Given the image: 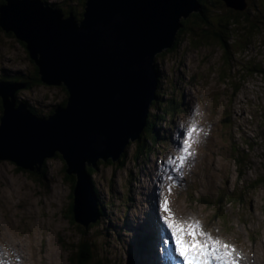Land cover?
Wrapping results in <instances>:
<instances>
[{"label": "rangeland", "instance_id": "374dc122", "mask_svg": "<svg viewBox=\"0 0 264 264\" xmlns=\"http://www.w3.org/2000/svg\"><path fill=\"white\" fill-rule=\"evenodd\" d=\"M46 1L58 4L64 3L65 0ZM226 1L237 10L247 7L245 0ZM262 11L264 12V9ZM247 15L245 20L231 19L230 23H236L243 28L246 22L264 19L260 11L254 8H250ZM236 27H230L229 33V41L235 40L232 42L233 47L236 46V38L239 36ZM239 29L241 32V28ZM241 34L244 38V32ZM260 39H263L264 43V25L256 35L255 45L258 48ZM243 42L245 40H242L241 44ZM238 43L237 41L240 46ZM226 45L228 49H232L228 41ZM181 46L185 52H181ZM181 46L171 53L177 61L158 60L159 72L161 75L176 78L180 89L183 82H189L192 75L194 82L199 86L192 89V96L187 99L182 93L179 94L181 91L175 93L171 89L161 88L165 90L164 95L158 107L154 111H148V118L146 116L142 129V132L148 131L152 137L146 142V160L144 156L137 159L134 157L137 145L132 141L126 148V156L120 168L119 161L113 165L98 167L92 175L99 197L97 218L93 223L75 226L62 216L71 184L64 179L61 159L47 161L53 180L47 185L39 186L29 176L28 171H20L17 164L0 160V240L14 245L19 250L20 247L23 248L28 264H69L70 257L76 258L74 246L83 230V235L90 244L87 250L93 263L100 261L101 264H129V256L134 258L132 250L143 249L140 238L143 235L148 238L147 235L152 234L147 232L149 217L146 213L151 178L157 183L164 178L163 174L160 179L163 160L176 145L174 142L177 140V131L182 126L184 112L189 114L186 121L188 125L195 124L199 128L200 125L206 124L207 120L212 125L211 130L196 144L204 146L200 153L211 162L206 174L199 177L198 188H190L194 181L193 174L187 188L176 197V204L182 203L190 193L196 194L194 199L200 196L211 202L217 201L218 194H226L227 199L223 202L220 200L215 207L223 212V215L219 213L218 216L224 220L216 227L227 232V243L235 246L240 254V264H244L242 261L247 264H264V138L261 140L262 134L254 130L245 132L241 127H236L233 118L226 119L231 82L243 80L237 76L238 72H246L249 81L244 83L236 97L246 100V108L249 111H255L258 105H264V48L260 47L258 53L254 44L248 42L245 47L243 45L244 49L241 47V51L239 47L233 48L237 49L235 54L231 52L233 50L223 49L230 60L226 72L231 67L229 72L234 75L227 76L222 68L224 52L220 47L209 46L206 47L208 49L189 51L185 41ZM252 56L260 65L249 61L241 64L242 59ZM33 67L26 53L0 30V79H5L0 81L12 84L23 82L25 80L13 79L20 74L28 75L30 70L33 71ZM220 73L226 78L222 80ZM1 75L4 78H1ZM62 85L48 86L42 83L30 88L25 85L19 89V98L17 97L14 105H24L26 109L33 106L43 114L55 108L57 101L63 97L60 88ZM184 91H190L189 86H185ZM169 104H178V107L172 109ZM263 108L256 110L257 117L263 115ZM2 116L3 114L0 116V123ZM246 134L249 135L248 138L239 144V138ZM227 150H235L237 154L229 155ZM172 152L176 153L177 150ZM242 177L252 178V182L249 185L242 184ZM259 177H263L262 180H258ZM196 183L198 182L194 181L193 185ZM128 196H132V199L127 200ZM183 210L189 211L187 207ZM195 212L210 215L212 210L198 202L195 204ZM88 226L91 228L86 231ZM156 246V238L149 241L151 253L141 256L146 260V264H156ZM1 253H6V250L0 249V258L10 257ZM141 253L139 251V254Z\"/></svg>", "mask_w": 264, "mask_h": 264}, {"label": "water", "instance_id": "95a60500", "mask_svg": "<svg viewBox=\"0 0 264 264\" xmlns=\"http://www.w3.org/2000/svg\"><path fill=\"white\" fill-rule=\"evenodd\" d=\"M6 2L0 4V27L26 42L42 80L63 83L69 101L43 119L14 105L24 84L0 81V160L38 173L58 151L66 173L77 175L73 219L91 224L98 197L86 165L118 160L138 137L157 89L155 55L172 46L180 18L197 11L198 2L85 0L81 20L64 17L47 1Z\"/></svg>", "mask_w": 264, "mask_h": 264}, {"label": "trees", "instance_id": "16d2710c", "mask_svg": "<svg viewBox=\"0 0 264 264\" xmlns=\"http://www.w3.org/2000/svg\"><path fill=\"white\" fill-rule=\"evenodd\" d=\"M67 1V2H65ZM64 1V5H68L69 7H71V3L75 2L74 6H72L70 8V12L73 13V15L78 19L81 20L83 18L82 16V12L84 11L85 8V0H65ZM198 2V10L196 12H191L188 14V16H190L189 18L186 17H181L179 20L180 26L176 31V34L174 36L173 42H172V46L162 50L161 52L157 53L155 55V71L156 73H158V84H157V89L155 92L156 97L152 100L151 99V103H150V108H154L156 109L158 107V104L160 103V100L162 99V96L164 95L163 92L165 90L161 89L162 87H165L166 90L171 88V89H175L176 86V81L175 78L171 79V81H169V79H165L163 82L160 81L161 78V74L159 72L158 69V60L159 59H163L166 61H172L174 59V62L177 61L176 58L174 56H172L171 53H173V51H175L178 47L181 46L182 42L185 41L187 48L189 49V51H199L200 49H208L206 47L209 46H217L220 47L222 50L226 49L227 51L233 50L231 52H233L235 54V52L237 51V49H233V48H240L239 51H241V47L246 46V44L248 42H251L252 44H254V48L256 47L258 49V53L260 52L261 48H264V43H263V39H260L259 43V48L255 45L256 44V35L257 33H259V31L261 30L262 25H264V19H260L257 22H246L245 26L242 28L241 25L238 26V24L235 23V25L230 23L231 19L234 20H240V19H244L246 18L247 12L243 11V10H237L234 9L231 5H229L227 3L226 0H197ZM0 4L5 5L7 4L6 0H0ZM56 4V3H55ZM57 5V4H56ZM69 13V12H68ZM64 14H66L64 12ZM187 16V17H188ZM236 27L237 30V34L239 33L238 38H236V46H234V42L235 40L233 39L232 42H230V27ZM241 28V32L240 29ZM0 30L3 31V33L5 35H7L8 37H10L12 40L15 41V43L26 53V55L28 56L29 60L31 63H33V71L30 70L29 73H27L28 75H18V77H16L15 81L17 80H25L23 82L20 83H25V85L27 86V88H30L32 86L35 85H41L42 83L48 86H58L57 84H47L45 83L40 75L39 69L37 67V65L35 64L34 60L32 59V57L30 56V52L29 49L27 48V44L24 40L19 39L16 34L12 31H7L4 30L0 27ZM242 32H244V38H242ZM242 38V39H241ZM241 39V40H240ZM240 40V41H239ZM244 41L243 44H241V41ZM227 41L231 44L232 49H228L227 48ZM237 41L239 42L238 44L240 46L237 45ZM243 47V49H244ZM261 47V48H260ZM213 49V48H212ZM181 52H185L181 46ZM224 55L222 57V60L224 61L223 63V71H225V74L227 76H230V70L232 69L230 67L229 71L226 72L227 70V66L230 65V60L228 58V55L226 53V51H224ZM171 54V55H169ZM174 55V54H173ZM263 60H264V56ZM247 58L242 59L240 62L241 64H243L246 61L249 62H254L258 65H260L259 61H251ZM255 58V57H254ZM256 59V58H255ZM249 72H252V70H246ZM221 74V73H220ZM234 76V75H231ZM237 76L243 80H236V81H232L231 82V86H232V90H231V96L229 98L228 101V106L230 107L229 112L227 113V118L230 120V118H234V114H235V107H239L238 109H247L246 108V104H244L245 102H241L238 105V102L235 100L236 98V94L239 92V90L242 88V86L244 85V83L246 81H249V79L247 78V74L246 72H238ZM220 77L223 79H225L226 77L224 75H220ZM1 78H4L3 75H1ZM192 79V81H191ZM5 80V79H4ZM170 82V83H169ZM194 82L193 80V75L190 77L189 79V83ZM63 84V83H62ZM62 84H59L62 85ZM169 87V88H168ZM226 87V86H224ZM62 88V93H63V97L61 98L60 101H57V103L55 104L56 106H54L55 108H52L50 110L49 114H54V110H56L58 107L64 108L67 104V102L69 101V91L66 87H64L63 85L60 87ZM227 88V87H226ZM228 89V88H227ZM247 90V88H246ZM16 95V94H15ZM19 98V96H18ZM53 100V99H52ZM17 101V98H16ZM19 102V101H18ZM26 103V101H24ZM28 104V103H26ZM170 107L176 108L178 107V104L175 105H171L169 104ZM264 107V105H258L257 109H255V111H251L254 109H251L249 111V113H252L253 116L249 117V115L247 116H240L245 118L246 121H257V124L260 128V130L262 131V135H261V140L262 138H264V108L262 110L263 115L262 116H258V113L256 110L260 109ZM29 110L35 114V115H39L41 116V112L37 109H35L33 106H29L28 107ZM248 110V109H247ZM46 114L48 113L45 112ZM3 114V103L2 100L0 99V116ZM46 114H44V116H46ZM47 114V115H49ZM148 118V116H147ZM242 118V119H243ZM143 129V128H142ZM151 134L148 133V131L146 132H142V130L140 131L139 135L137 138L134 139L135 144L137 145L136 151H134V157L137 159L140 156H144V158H147V152H146V142L148 140H150ZM129 143L131 142V140L128 141ZM143 142H145V144H143ZM130 145V144H129ZM128 145V146H129ZM264 145V144H263ZM149 146L147 145V149L149 150ZM235 152V150H234ZM54 156H56L57 158L62 160L61 154L57 151L55 152ZM126 156V149L119 155L118 160L113 161L110 157H108L107 159H105L103 161V159H98V161L96 162V167H92L89 165H86V171L88 172V175L92 176L98 169L99 166H103V165H113L116 164V162L119 163V168L121 167V165L124 162ZM62 170H63V174H64V179L65 181H69L71 184V190L70 193L67 196V201H66V206L63 213V217L69 219V222L73 225H81L78 224L77 222L74 221L73 219V215H72V202H73V188L75 187V183H76V177L75 175H68L66 173V168L67 165L65 164V162L62 161ZM18 169L24 170V168L18 166ZM29 176L34 179L37 182V186L39 185H47L49 182H51L53 180V175L50 176L49 174V168L47 166V160L44 162V165L41 166L40 171H38V173H35L33 171L28 170ZM263 177H259L258 180H262ZM240 181L242 182V184H246L249 185L252 182V178L249 177H242L240 179ZM97 191V190H96ZM227 195L225 194V196L223 198H219V201L221 200L222 202L224 201V198ZM130 199H132V197H130ZM242 200V199H239ZM103 215H105L104 210L102 209ZM89 227V226H88ZM87 231V228H86ZM80 232V231H79ZM83 232L79 233V237H78V241L76 243L75 247V259H72V257H70L69 262L71 264H101L100 261H98L97 263H93L90 260V253H88L87 248L90 246V244L87 242V237H85L83 235ZM148 238H144L141 242L140 245L143 246V249L140 250V248H137L135 252H133V255H138L139 251L140 253L143 251V254L145 255H149L151 252L150 248H149V241L151 240H155V237L152 234H148L147 235ZM92 238V237H91ZM92 240L94 241V239L92 238ZM136 264H146V260H144V257H141L139 261L136 262Z\"/></svg>", "mask_w": 264, "mask_h": 264}, {"label": "snow or ice", "instance_id": "6c2138e0", "mask_svg": "<svg viewBox=\"0 0 264 264\" xmlns=\"http://www.w3.org/2000/svg\"><path fill=\"white\" fill-rule=\"evenodd\" d=\"M202 131L203 129L198 128L195 124L186 130L187 139L182 142V154L168 161L173 165L177 164V160L179 161L176 171H180L188 157L194 155L192 146L200 142V132ZM169 203L165 200L163 204L164 210L169 213V216H165L163 219L172 233L176 251L183 259L184 264H240V254L235 246L213 238L209 232L205 231L199 220L192 223L177 220L168 207Z\"/></svg>", "mask_w": 264, "mask_h": 264}, {"label": "flooded vegetation", "instance_id": "af4514ba", "mask_svg": "<svg viewBox=\"0 0 264 264\" xmlns=\"http://www.w3.org/2000/svg\"><path fill=\"white\" fill-rule=\"evenodd\" d=\"M42 1H46V0H42ZM246 2V8L243 11H248L250 8H254L255 10H259L260 11V15L264 16V12L262 11V9H264V0H245ZM75 4V3H74ZM73 2L71 3V7L74 6ZM52 6H54L55 8H58L62 13L64 17H67L69 14H73L72 12H70V8L68 5H64V3H58L57 5L55 3L51 4ZM65 8V9H64ZM234 8V7H233ZM236 9V8H234ZM64 12L66 14H64ZM69 12V13H68ZM186 113V112H185ZM189 116L188 115H184V120L182 125L184 124L185 119ZM56 156H53L52 159H56Z\"/></svg>", "mask_w": 264, "mask_h": 264}, {"label": "bare ground", "instance_id": "6f19581e", "mask_svg": "<svg viewBox=\"0 0 264 264\" xmlns=\"http://www.w3.org/2000/svg\"><path fill=\"white\" fill-rule=\"evenodd\" d=\"M72 174L77 176L76 173H74V172H72ZM87 178H88V181H89L90 185L93 186L92 180L89 177H87ZM129 258H131L132 260L131 259L129 260ZM129 258H128L129 264H131V262L133 264H136L137 260L135 258H132L131 256H129Z\"/></svg>", "mask_w": 264, "mask_h": 264}, {"label": "clouds", "instance_id": "9594fccd", "mask_svg": "<svg viewBox=\"0 0 264 264\" xmlns=\"http://www.w3.org/2000/svg\"><path fill=\"white\" fill-rule=\"evenodd\" d=\"M42 1V0H41ZM48 2V1H47ZM48 3H51V2H48Z\"/></svg>", "mask_w": 264, "mask_h": 264}]
</instances>
